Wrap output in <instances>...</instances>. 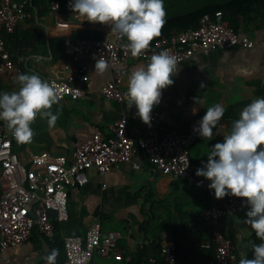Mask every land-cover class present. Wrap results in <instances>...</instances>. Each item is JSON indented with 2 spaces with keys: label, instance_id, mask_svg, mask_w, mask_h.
<instances>
[{
  "label": "crops",
  "instance_id": "1",
  "mask_svg": "<svg viewBox=\"0 0 264 264\" xmlns=\"http://www.w3.org/2000/svg\"><path fill=\"white\" fill-rule=\"evenodd\" d=\"M49 4L34 8L29 1L26 9L29 17L18 23L9 43L6 41V46L15 55L21 51V55L15 57L21 65L20 73H37L47 81L55 75L69 76L74 72L63 53V42L67 37L86 38L101 34L99 23L78 19L68 7V1L62 2L56 13H50ZM237 32L253 40L255 47L209 54L198 52L178 63L176 73L171 76L173 83L162 89L159 103L152 108L166 114L167 128L175 127L178 132H184L188 123L202 117L209 106L219 103L224 107L213 137L196 141L188 150L194 175L195 170L206 162L208 148L222 141L242 108L253 99L264 97V18L244 20ZM35 34L41 39L34 41ZM30 40L35 44L31 51L27 46ZM139 65L141 63L131 62L120 65L126 71L121 84L125 94L128 74ZM111 77L110 70L101 75L92 72L85 83L77 84L82 91L79 99H65L53 104L50 110L58 113L53 126L38 115L31 123V140L12 141L20 163L29 167L30 155L40 153L70 161L76 144L89 139L94 129L109 134L122 110L100 92ZM17 88H11L0 76V92ZM193 108H196L195 114ZM131 115L129 124L139 121L134 106ZM135 160L140 164L138 169H133L130 164H120L102 182L90 170L89 181L84 186L71 187L67 191L68 219L55 223L56 242L48 243L34 230L26 243L0 248V264H45L43 257L55 245H62L63 236H83L94 225L119 234L121 259L116 260L112 255L103 257L95 251L90 264H148L152 257L151 247L157 243L160 233L174 225H191L198 221L199 214L208 208L209 199L205 192L196 190L189 182L161 174L140 154ZM244 217L245 213L222 217L220 223L237 251L251 259V245L261 241L248 225L242 223ZM207 240L202 242L207 245ZM64 258L60 250L56 263Z\"/></svg>",
  "mask_w": 264,
  "mask_h": 264
},
{
  "label": "built area",
  "instance_id": "2",
  "mask_svg": "<svg viewBox=\"0 0 264 264\" xmlns=\"http://www.w3.org/2000/svg\"><path fill=\"white\" fill-rule=\"evenodd\" d=\"M28 4L29 0H0V76L11 88L18 87L15 77L20 69L10 59L4 34L12 33L18 23L29 17ZM48 9L50 13H56L59 3L50 2ZM99 26L100 39L72 36L64 40L63 53L74 72L69 76L55 75L48 82L56 90L58 101H75L82 95L77 84L85 83L93 72L94 57H103L108 61L107 70L112 72V77L100 92L121 107L120 117L111 126L109 134L96 128L89 139L77 143L70 161L47 153L31 154L29 167L18 160L12 148L14 138L0 122V248L26 243L34 230L48 243H55V223L68 219V189L84 186L89 181L90 170L102 182L120 164H130L133 169H138L140 164L135 157L140 154L161 174L183 179L207 195L209 206L199 214L198 220L210 230L207 246L213 245L214 257L200 264H238L241 253L224 233L220 218L245 213L247 205L242 203V198L234 196L214 198L207 188L208 181L195 177L188 150L193 143L204 139L192 131L199 119L188 123L186 131L178 132L175 127H166L164 112L152 110L148 125L140 120L129 124L132 107L121 89L126 71L120 65L123 62L145 64L153 53L161 50L174 55L178 64L198 52L209 54L231 48L252 49L254 41L230 27L221 12H215L203 15L196 28L172 31L140 55L132 56L124 47L125 42L110 32L108 24ZM197 181H200L199 185ZM119 238L117 232L99 225L90 227L83 236H63V264H90L95 251L103 257L112 255L120 260ZM157 243L161 264H177L171 228L160 233ZM147 263L159 264L154 257H150Z\"/></svg>",
  "mask_w": 264,
  "mask_h": 264
},
{
  "label": "clouds",
  "instance_id": "3",
  "mask_svg": "<svg viewBox=\"0 0 264 264\" xmlns=\"http://www.w3.org/2000/svg\"><path fill=\"white\" fill-rule=\"evenodd\" d=\"M68 7L81 21L108 24L110 32L126 41L124 47L132 56L140 55L159 35L166 15L164 0H68ZM94 61L93 72L103 74L108 61L97 56ZM176 71V57L167 50L153 53L147 63L130 70L126 96L142 123H150L151 110L159 103L162 89L173 83L171 76ZM15 82L17 90L0 92V122L18 143H24L31 140V123L38 115L49 126L55 124L58 113L50 109L58 97L37 73H18ZM224 111L219 103L209 106L192 131L201 138L213 137ZM208 149L207 160L195 175L208 181L207 188L216 199L225 195L242 198L247 205L242 223L261 241L251 245L252 258L242 254L238 264H264V97L244 106L222 141ZM57 254L53 248L43 257L45 264H56Z\"/></svg>",
  "mask_w": 264,
  "mask_h": 264
},
{
  "label": "trees",
  "instance_id": "4",
  "mask_svg": "<svg viewBox=\"0 0 264 264\" xmlns=\"http://www.w3.org/2000/svg\"><path fill=\"white\" fill-rule=\"evenodd\" d=\"M29 1L30 6L34 8H38L39 6L45 7L52 2V0ZM53 1H57L60 8L61 3H66L68 0ZM164 8L166 12L164 23L159 30V35L150 41L149 46L153 45L154 42L161 37H168L172 31L182 32L187 29L196 28L200 18L205 14L221 12L223 20L235 31L238 30L240 24L244 22V20H252L258 17L264 18V0H164ZM13 32L4 34L7 43H9ZM34 37V41L41 39L40 35L35 34ZM86 38L100 39L102 38V34ZM121 39L126 43L123 38ZM31 41L32 40H30L27 45L30 51L35 47V44ZM6 47L10 59L21 69V65L16 62L15 58L21 55V51L18 50L17 55H15L13 51L9 49V46ZM170 228L176 247L175 254L177 264H200L214 257L213 245L210 244L207 246L202 242V240L206 238L209 240L210 238V230L204 223L198 220L193 224L191 223V225H174ZM55 249H57L58 252H60V250L63 251L62 245L59 244L55 245ZM151 250L152 257L156 258L157 262L161 264L162 260L160 258L159 244L155 243V245L151 247ZM63 262L64 260L56 264H63Z\"/></svg>",
  "mask_w": 264,
  "mask_h": 264
}]
</instances>
